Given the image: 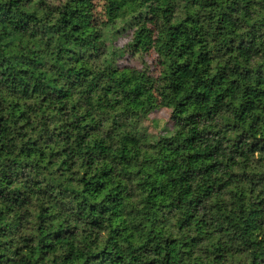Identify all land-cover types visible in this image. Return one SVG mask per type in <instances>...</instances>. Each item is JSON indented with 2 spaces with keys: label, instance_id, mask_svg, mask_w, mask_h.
<instances>
[{
  "label": "trees",
  "instance_id": "16d2710c",
  "mask_svg": "<svg viewBox=\"0 0 264 264\" xmlns=\"http://www.w3.org/2000/svg\"><path fill=\"white\" fill-rule=\"evenodd\" d=\"M95 1L0 0V264H264V0Z\"/></svg>",
  "mask_w": 264,
  "mask_h": 264
},
{
  "label": "rangeland",
  "instance_id": "374dc122",
  "mask_svg": "<svg viewBox=\"0 0 264 264\" xmlns=\"http://www.w3.org/2000/svg\"><path fill=\"white\" fill-rule=\"evenodd\" d=\"M50 7L53 15L55 10L63 5L68 0H45ZM97 11H102V0H96ZM139 27H149L156 34L161 30V19L158 15H146L142 18ZM132 30H128L121 36L115 45L123 48L127 46L132 38ZM121 67H132L134 69L148 70L150 79L147 80L143 90L134 98L139 117L134 122V128L138 131L137 136L151 137V140H156L164 127H171V110L164 102L161 95V73L163 70L164 61L155 51V47L148 50L146 53L137 52L135 54L127 53L124 58L119 61ZM142 140V141H143Z\"/></svg>",
  "mask_w": 264,
  "mask_h": 264
}]
</instances>
